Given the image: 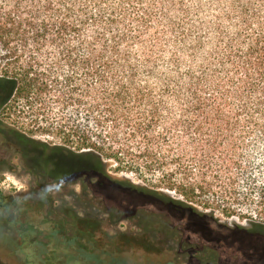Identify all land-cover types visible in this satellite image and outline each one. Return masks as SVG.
I'll use <instances>...</instances> for the list:
<instances>
[{
	"label": "trees",
	"instance_id": "trees-1",
	"mask_svg": "<svg viewBox=\"0 0 264 264\" xmlns=\"http://www.w3.org/2000/svg\"><path fill=\"white\" fill-rule=\"evenodd\" d=\"M184 1L0 0V85L10 89L5 98L0 95V102L6 106L12 96H25L27 101H36L30 105L39 106L37 111H41L46 108L44 97L56 96L63 89L59 98L68 106L82 109L95 123L96 131L65 134V142L76 145L75 151L69 146L48 148L65 150L81 161L77 172L88 184L84 190L93 191L103 202L108 203V190L94 180L96 176L107 178L103 159L120 161L131 150H139L143 151L141 156L151 159L148 167L154 163L160 167L177 164V172L186 177L176 182L174 174L165 170L164 178L168 189L179 191L186 201H174L157 191L118 180L126 186L143 189L168 204L187 207L210 222L219 220L193 205L197 201L207 208L210 203L202 197L208 194L225 204L222 211L228 216L234 215L237 205L254 206L258 215H264V18L260 17L264 0H232L229 5L213 0L222 6L221 15L226 19L236 16L238 32L228 38L222 33L223 52L212 48L208 53L200 37L194 40V46L182 44L189 30L184 23L176 24L171 19L174 13H180ZM193 1L200 15L201 0ZM151 2L157 3L167 30L178 34L183 47L176 50L180 55L175 56L174 72L159 74L150 56L159 50L167 34L157 32L154 44L142 45L147 33L142 26L156 30L150 20ZM256 4L260 6L257 11ZM136 45L142 47L140 54L133 53ZM199 48L201 56L195 62L188 60ZM59 69L68 71L64 76ZM169 94L178 106L166 125L163 105L157 100ZM78 108L76 112H80ZM161 126L164 128L157 132ZM6 128L13 131L21 147H28L24 157L30 165L28 159L34 162V174L43 178L71 172L52 167L49 162V169L43 168L46 161L39 158L48 155L36 153L42 143L16 128ZM119 140L134 145H123ZM241 145L247 148L242 157L236 152ZM194 172L200 180L190 182L188 178ZM219 186L222 191L214 190ZM18 223L14 235L23 244L27 231L19 227L26 223ZM250 225L264 223L252 220ZM7 232L0 234L8 244L20 248Z\"/></svg>",
	"mask_w": 264,
	"mask_h": 264
},
{
	"label": "rangeland",
	"instance_id": "rangeland-1",
	"mask_svg": "<svg viewBox=\"0 0 264 264\" xmlns=\"http://www.w3.org/2000/svg\"><path fill=\"white\" fill-rule=\"evenodd\" d=\"M221 1L227 5L232 3V0ZM201 4V13L197 15L196 3L193 0H185L180 13H174L171 20L176 24L184 23V27L189 30L186 42H182L185 47L194 46L196 43L194 40L200 37L204 52L208 53L212 48L223 52L225 41L219 36H222L223 33L228 38L232 33L238 32V20L236 16H232L231 19H226V15L222 16V6H218L213 0H201ZM150 6L152 18L150 20L156 24V30L148 31V28L142 26L143 32H147L142 40V45L154 44L157 32L167 34L166 38L159 43L161 49L158 47L159 50L152 51L150 56L155 66L158 67L159 74L174 72L173 64L177 59L175 56L180 55V52L176 50L183 48L182 44H180L178 34L167 30L168 24L161 19V11L157 3L151 2ZM259 7L257 6L256 11ZM182 10L187 12L184 14ZM261 12L263 13L260 14V17L264 18V11ZM199 23L203 24V27L198 25ZM136 46L133 53H141L142 47ZM200 49L196 50V54L192 57L186 56L188 60L195 62L196 58L201 56ZM67 71L68 69L65 71L59 69V73H64V76ZM9 91V86L0 85V95H3L4 98ZM58 93L63 94V89ZM59 94L44 97L46 108H42L41 111H37L39 106L33 108L30 102L33 103L34 100L28 99L29 101H27L25 96H12L6 106L0 102V126L16 128L47 146H69L68 148L75 151L76 145L65 142V134L79 130H86L87 134H94L96 126L92 119L89 120L90 118L85 117L82 109L68 106L59 98ZM169 95L164 96V99L157 100L159 105H163L162 120L166 125H169L173 120L178 106L177 100L171 94ZM77 108L80 112L75 111ZM162 126L157 129V132L162 131L164 128ZM119 142L123 145H134L131 141L119 140ZM168 145L171 146L169 143ZM168 145H164V147L167 148ZM17 146L19 147L20 144ZM246 149L241 145L236 149V152L242 157ZM141 152L143 151L131 150L129 155L126 154L122 157V161L114 158L103 159L106 172L118 180L128 181L135 186L157 191L174 201L185 202L186 199L179 191L168 189L169 184L164 178L165 170L166 173L174 174L173 180L176 182L186 177L177 172L179 168L177 164L160 167L154 163L152 167H148L147 164L151 159L141 156ZM61 164L57 163V168L64 170ZM130 166H133V169ZM49 167V163L43 164V168L49 169ZM34 172V162L31 161L30 165L22 159L21 154L16 152V145L9 144L0 135V231L2 233L9 231L7 234L14 237L20 246L19 248L8 244V240L0 234V264H224L223 262L228 261L227 254L233 252L234 245L236 250L242 252L243 255L249 256V258L252 256L255 264H264V225L256 226V231H253L252 234L249 233L248 236L246 234V238L243 236L245 234L240 232L251 230L250 221L252 220L264 223V215H258L254 206H234V215L228 216L222 211L225 204L210 194L202 197V200H207L210 203L207 208L194 201L193 205L198 210L213 214V218L219 220L215 223L198 216L194 219L196 224L194 222L187 226L190 230L195 229V235L191 238L199 239L198 243L206 237L213 239L211 241H214L212 246L216 251L215 259L217 261L213 263L204 259L206 257L203 255H194L195 251L192 253V259L183 258L175 261L167 259L166 255L159 254L162 251L159 244H141L136 243L135 240L126 239L125 232L132 230L138 234L143 230H138L134 223L126 220L123 223L115 224L113 218L119 215L115 209L116 207L119 209L116 203L103 202L98 195L84 190V187H65L63 182L55 181L49 177H37ZM194 174L196 172L190 173L188 178L190 182L200 180ZM83 185L85 186V183ZM214 190L222 191L220 186ZM110 196L118 199L121 205H126L127 200L130 199L132 204L135 203L134 197L123 194V192L114 191ZM147 197H155V205L160 207L167 204L164 198H162L165 200L164 202H159L157 201L158 196ZM149 201L150 203L154 202L150 199ZM172 205L179 206V204ZM139 219L145 223L149 218L141 216ZM157 219L164 220L166 216L158 214ZM22 220L26 224L19 228L27 231L23 244L19 237L16 238L17 234L14 235L16 226H20L18 222ZM209 225L221 229L216 230V234H211L208 231ZM235 230L237 232L234 234ZM223 234L229 239L224 241L223 246L226 247L219 250L220 241L213 237L216 235L222 237ZM141 236L139 235V237ZM164 246L166 248L176 247L175 242L164 244ZM24 257L28 258L27 262L24 261ZM220 257H226V259Z\"/></svg>",
	"mask_w": 264,
	"mask_h": 264
},
{
	"label": "flooded vegetation",
	"instance_id": "flooded-vegetation-1",
	"mask_svg": "<svg viewBox=\"0 0 264 264\" xmlns=\"http://www.w3.org/2000/svg\"><path fill=\"white\" fill-rule=\"evenodd\" d=\"M6 128V127H5ZM3 126H0V135L3 136L11 145H16V152L20 153L22 156V159L27 161L24 157V150L28 149L26 146L18 147L19 144L18 141L15 142L16 135L11 131V129L6 128ZM9 130V131H8ZM14 138V139H13ZM42 146H39L37 149L38 154L48 156L39 158V160L46 161L51 163V166L57 168V163H62L61 167L67 170H71L68 174H65L61 176L60 174L57 176L56 174H47V176L43 175V177H49L52 178L55 181L63 182L64 186H80V188H83L85 185H88L87 182L82 179V173H78L77 169H80L82 167L81 161H79L77 158H74L72 156H68L67 152L65 150H53L51 151L48 146L44 144H40ZM30 147V145H29ZM50 147V146H49ZM54 153V154H52ZM28 161H32L31 159H28ZM44 164V163H43ZM33 169V168H32ZM106 179H99V176H96L94 180L96 179L99 183V187L105 188V190H108V203L109 204H115L120 202L115 197H111V193H114V191L117 192H123V194H129L134 197L133 201L135 203L132 204L131 199L127 200L126 205H118V208L120 209L119 215L117 217L113 218L115 221V224L123 223L125 220L130 221L134 223V226L138 227V230L142 231L141 233L138 232H132V230H129L124 233L126 239H132L135 240L136 243L141 244H159L161 245L162 251L159 252V254L166 255L165 257L170 260H179L183 258L192 259V253L194 255L200 254L205 256L211 262H216V251L214 250V247L212 246L210 237H204L205 239L201 240L200 243H198L199 239H193L191 238L194 236V230H190L187 228L188 224H193L196 221L194 220L195 217H197L194 213H192L187 207H184L182 205L174 206L172 204H168L167 201L164 199L158 197L157 201L159 202H166L167 205H150L149 199L147 196H153L152 194L147 195V192L143 189H137V188H130L129 186H126L124 183L118 181V179L113 178L110 176L108 172ZM39 177V174L37 175ZM83 180V181H82ZM116 188H111V187ZM93 192V191H92ZM94 193V192H93ZM157 197V196H156ZM150 200L156 202L155 197H151ZM166 206V207H165ZM130 207V208H126ZM177 207V208H176ZM116 209V208H115ZM158 214L166 216V219L164 220H158ZM141 216H147L149 219L145 223H143L139 218ZM114 217V214H113ZM169 219V220H167ZM208 227V226H207ZM210 227V228H209ZM208 231L211 234H216V230H218L216 227H212L209 225ZM251 230L246 231H240L243 232L245 235H243L246 238L247 236L253 233L256 226H251ZM117 228V227H116ZM142 229V230H141ZM207 230V229H204ZM223 230V229H222ZM206 231V232H208ZM237 230H235L233 233L235 234ZM209 233V234H210ZM232 233V232H231ZM128 234H134L137 236H130ZM139 235H142L139 237ZM124 237V236H123ZM221 237V236H220ZM218 235L213 238H217L220 241V249L223 250L226 246H223L225 239L227 236L224 234L222 235L221 239ZM208 238V239H207ZM215 240V239H214ZM176 247H168L166 248L164 244L174 243ZM233 252L227 254V262H223L224 264H255L252 260V256H246L243 255L242 252L236 250V246L232 248ZM197 252V253H196ZM226 257L224 259H226ZM222 258V259H223ZM237 259V260H236ZM207 260V261H208ZM221 260V259H220Z\"/></svg>",
	"mask_w": 264,
	"mask_h": 264
}]
</instances>
